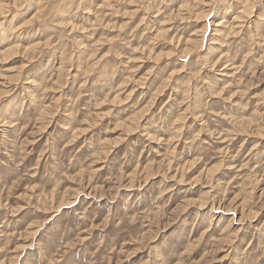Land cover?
Instances as JSON below:
<instances>
[{"label":"clouds","instance_id":"1","mask_svg":"<svg viewBox=\"0 0 264 264\" xmlns=\"http://www.w3.org/2000/svg\"><path fill=\"white\" fill-rule=\"evenodd\" d=\"M2 2L0 56L22 60L0 67V264H264V92L249 95L264 83V0ZM136 13L123 35L108 25L107 50L93 43L107 21L127 16V28ZM163 16L182 21L151 69L166 101L119 107L128 92L100 111L123 95L132 41ZM237 188L240 202L216 215Z\"/></svg>","mask_w":264,"mask_h":264},{"label":"rangeland","instance_id":"2","mask_svg":"<svg viewBox=\"0 0 264 264\" xmlns=\"http://www.w3.org/2000/svg\"><path fill=\"white\" fill-rule=\"evenodd\" d=\"M3 8V2L0 0V9ZM135 5L132 3L128 4V7L125 9L126 12H134ZM177 11H179V7L177 6ZM110 11V10H109ZM139 16L140 13H136L131 18V23L128 24L127 28H123V25L129 20V17L127 16H115L111 20L106 22L105 27L96 29V36L93 38V43L98 45L101 52H104L107 50L108 45L103 43V41L100 39L101 35L104 33H107L109 31L108 25L113 26V30L110 33V35H115L116 30H121V34H125L128 29L132 28L133 26L137 25L139 23ZM155 20L159 22V26L155 29V31L150 32L149 34L145 35L144 33H140V36L143 37V40H141L139 37L136 40L132 41V48L131 51L128 53V64H129V71L120 77L117 78V84L116 87L120 88L121 85H123L124 92L121 96L113 95L110 100V104H104L102 105V108L100 111H104L105 109L109 107H115L116 101L123 100V97L127 95L128 92H132V99L127 101L126 103H121L119 107L127 108L130 104L136 101H140L141 107H146L149 101L152 99L153 96H156V101L153 106V111L156 110V108L162 106V102L166 101L168 96V91L165 90L160 95H157V92L159 91L160 85L163 84V81H160L159 83H156L154 85V76L151 72L153 65H159L165 63L168 56L166 54L170 55V49L172 48L173 40L170 39L174 35V28L173 24H180L182 21L175 20L170 21L167 16L163 17H155ZM197 25V28L194 29L190 34L189 37L192 39V42H195V38L197 36V32L203 31V21L196 20L193 22ZM171 30V31H170ZM137 31L139 32L140 29L137 28ZM110 38V36H109ZM155 42V43H153ZM189 43V39H184L183 41H176L177 47H180L181 45H187ZM151 45V47H149ZM38 52H33L32 55H38ZM48 55L47 50L45 51V56ZM43 58V57H42ZM22 60V57L11 54L10 58L5 59L3 56H0V67H4L8 69L9 73L15 72V70L20 67V64L16 63V61ZM61 59L59 55H57V59L54 64V71L59 73L60 66H61ZM136 67L138 71L135 75L131 73V68ZM217 68L221 69L225 75L222 76V80L224 82H230L233 77L231 75V69L224 68L222 64H218ZM145 76L149 77V79L146 82V87L141 88L139 87V81L143 79ZM125 80H128L129 82L127 84L124 83ZM56 81L53 80V83ZM154 85V86H153ZM133 89L135 91L133 92ZM260 92H264V83H258L256 87L251 88L249 91V95L253 96V103H255V100L258 98V95ZM141 93H144L142 96ZM53 94H55V90L53 89ZM129 115H133L132 113H129ZM106 123V121H103ZM113 131L110 133L112 136L119 135V129L116 124L112 125ZM39 131V129H37ZM144 161V164H148L149 161L144 157H140ZM187 166V165H186ZM197 169H199V172H197ZM204 171V168L201 164H196L188 168L187 175L191 177L193 181L197 180L200 173ZM193 173H196L193 175ZM181 174L183 175V170H181ZM187 185H179V187H186ZM200 186L199 184H196L193 191H196ZM23 191V189L21 190ZM67 189H65V192ZM239 192V189L237 188L235 192L229 194V199L227 200L226 207H223L222 209H218L216 215L221 214H227L229 211V207L233 204V201H236L239 203L240 201L237 199V193ZM21 194V192H17V197ZM199 196V192H197V198ZM261 198H264V191L256 193V199L259 200ZM189 211H193V209H189ZM239 213L241 215L244 214V209H238ZM187 213H185L186 215ZM23 215V213H21ZM197 252L202 255V252ZM195 255V254H194Z\"/></svg>","mask_w":264,"mask_h":264}]
</instances>
